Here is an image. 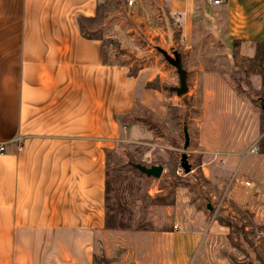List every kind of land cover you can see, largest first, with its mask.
Masks as SVG:
<instances>
[{"label":"crops","instance_id":"obj_1","mask_svg":"<svg viewBox=\"0 0 264 264\" xmlns=\"http://www.w3.org/2000/svg\"><path fill=\"white\" fill-rule=\"evenodd\" d=\"M213 1L135 0L131 12L162 45L170 31L188 44L197 23L223 47L264 42V0ZM107 4L0 0V264H92L105 227L107 151L127 114L162 99L147 88V69L132 76L109 61ZM79 17L99 20L101 34L84 37Z\"/></svg>","mask_w":264,"mask_h":264},{"label":"rangeland","instance_id":"obj_2","mask_svg":"<svg viewBox=\"0 0 264 264\" xmlns=\"http://www.w3.org/2000/svg\"><path fill=\"white\" fill-rule=\"evenodd\" d=\"M106 1L109 61L132 76L147 69V88L162 99L127 114L107 153L109 218L93 239L92 264H174L177 249L182 264H264V45H217L205 23H197L188 44L170 31L162 45L158 37L148 40L124 0ZM82 26L88 36L103 29L99 20ZM174 53L187 72L182 96L164 58ZM134 164L160 166L161 175L147 177Z\"/></svg>","mask_w":264,"mask_h":264},{"label":"water","instance_id":"obj_3","mask_svg":"<svg viewBox=\"0 0 264 264\" xmlns=\"http://www.w3.org/2000/svg\"><path fill=\"white\" fill-rule=\"evenodd\" d=\"M164 58L171 66L175 68L176 73L178 75L179 86L174 88L176 95L177 96L184 95L187 92V86H186L187 72L182 69L181 61L179 57L176 55V53H174L173 58L169 57L166 54H164ZM183 136H184L183 149L185 150L189 144V137L186 127L183 128ZM180 166L185 174L191 171V167L187 162V156L185 153H182L180 156ZM133 167L147 177L158 178L162 172V168L160 166H151L148 168L143 165L134 164Z\"/></svg>","mask_w":264,"mask_h":264},{"label":"built area","instance_id":"obj_4","mask_svg":"<svg viewBox=\"0 0 264 264\" xmlns=\"http://www.w3.org/2000/svg\"><path fill=\"white\" fill-rule=\"evenodd\" d=\"M214 4H218L219 0H214L213 1ZM124 4L126 6V8L128 9H132L135 5V0H124ZM181 14L180 13H175L173 14V18H172V26L175 30H180L181 29ZM181 42V40H179ZM3 151V147H0V152ZM245 186H250V182L245 181L244 182ZM175 228H177V226H175Z\"/></svg>","mask_w":264,"mask_h":264},{"label":"trees","instance_id":"obj_5","mask_svg":"<svg viewBox=\"0 0 264 264\" xmlns=\"http://www.w3.org/2000/svg\"><path fill=\"white\" fill-rule=\"evenodd\" d=\"M101 9H102V6L101 5H99L98 6V14L100 15L101 14ZM97 14V15H98ZM77 24H78V27H79V30H80V32H81V34L84 36V37H86V38H89V36L88 35H86L85 33H84V31H83V26H82V18H77ZM257 45H260V46H263L264 45V42H258V43H256ZM130 75V74H129ZM132 75V74H131ZM149 85H147V87H148ZM107 153H109V150L107 151ZM106 202H107V181L105 182V205H106ZM105 208H106V206H105ZM106 218H109L108 217V213H107V211L105 212V226L107 225V220H106ZM99 262L101 263V264H110V262H109V260L108 259H106V258H101L100 260H99Z\"/></svg>","mask_w":264,"mask_h":264}]
</instances>
